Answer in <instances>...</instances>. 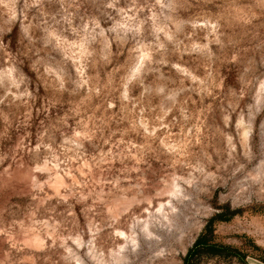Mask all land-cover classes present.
Listing matches in <instances>:
<instances>
[{
  "label": "rangeland",
  "instance_id": "obj_1",
  "mask_svg": "<svg viewBox=\"0 0 264 264\" xmlns=\"http://www.w3.org/2000/svg\"><path fill=\"white\" fill-rule=\"evenodd\" d=\"M210 221L244 257L195 264H264V0H0V264H184Z\"/></svg>",
  "mask_w": 264,
  "mask_h": 264
},
{
  "label": "trees",
  "instance_id": "obj_2",
  "mask_svg": "<svg viewBox=\"0 0 264 264\" xmlns=\"http://www.w3.org/2000/svg\"><path fill=\"white\" fill-rule=\"evenodd\" d=\"M214 230L212 221H210L199 234L192 247L188 250L184 257V264H195L198 258L206 252H225L226 254H234L243 258V254L234 251L228 247H223L214 241Z\"/></svg>",
  "mask_w": 264,
  "mask_h": 264
},
{
  "label": "bare ground",
  "instance_id": "obj_3",
  "mask_svg": "<svg viewBox=\"0 0 264 264\" xmlns=\"http://www.w3.org/2000/svg\"><path fill=\"white\" fill-rule=\"evenodd\" d=\"M162 211H163V209H162ZM169 218H170V217H169ZM167 219H168V217H167ZM168 221H169V220H168ZM165 222H166V221H165ZM145 223H146V221H145ZM147 224H149V223H147ZM142 228H143V227H142ZM144 228H145V224H144ZM144 228H143V229H144ZM151 229H152V228H151ZM146 230H147V228H146ZM125 232H126V231H125ZM125 232H124V233H125ZM155 232H156V231H155ZM155 232L153 233L154 236H155V234H157V233H155ZM124 233H122V234H124ZM133 233H134V232H133ZM144 233H145V231H144ZM149 233H150V230H149ZM149 233H147V235H149ZM126 234H127V233H126ZM126 234H125V235H126ZM134 234H135V233H134ZM151 235H152V234L150 233V236H151ZM135 236H137V235H135ZM121 237H122V236H121ZM124 237H125V236H124ZM130 237H131V236H130ZM133 238H135V237L133 236ZM136 238H137V237H136ZM123 239H125V238H123ZM35 240L38 241V242L40 241L38 238H36ZM127 240H128V239H127ZM132 240H133V239H132ZM156 240H158V239H156ZM123 241H124V240H123ZM128 241H129V240H128ZM135 241H137V240H135ZM138 241H139V240H138ZM130 242H131V241H130ZM130 242H129L128 244H130ZM122 244H123V243H122ZM131 244H133V243H131ZM124 245H125V243H124ZM124 245H123V246H124ZM126 245H127V243H126ZM135 245H136V242H135ZM135 245L133 244V246H135ZM123 246H122V248H123ZM125 249H126V248H125ZM122 250H123V249H122ZM122 257H123V253H122ZM125 257H126V256H125ZM119 259H121V258H119ZM121 262H122V261H121Z\"/></svg>",
  "mask_w": 264,
  "mask_h": 264
}]
</instances>
